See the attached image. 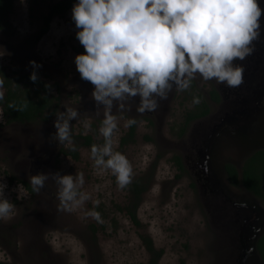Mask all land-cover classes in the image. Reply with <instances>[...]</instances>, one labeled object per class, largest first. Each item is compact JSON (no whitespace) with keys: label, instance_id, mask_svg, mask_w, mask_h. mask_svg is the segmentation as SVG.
I'll return each instance as SVG.
<instances>
[{"label":"rangeland","instance_id":"rangeland-1","mask_svg":"<svg viewBox=\"0 0 264 264\" xmlns=\"http://www.w3.org/2000/svg\"><path fill=\"white\" fill-rule=\"evenodd\" d=\"M56 1L26 0L25 6L15 0L11 27L0 32V68L18 77L31 73L29 61H37L42 65L39 76L51 84H59V89H53V94L60 98L56 113L67 107L76 108L80 113L70 122L73 145V137L80 133L93 134L95 143L102 144L99 127L103 117L96 114L97 105L91 95L94 86L80 78L74 63L78 53L75 47L82 45L75 36L71 9L64 17L56 16L48 32L34 42L44 16ZM259 3L264 8V0ZM261 25L264 29V15ZM253 43L254 52L247 59L237 61L243 66L244 82L249 83L256 77L261 83L252 87L253 95L233 100L228 109L220 104L213 111L220 119L194 122L183 137L177 132L185 112L192 107V101L187 99L193 91L191 87L185 91L173 90L168 99L159 101L154 112L138 113L135 104L139 97L135 98L131 111L116 112L113 108L119 124L114 134L118 140L116 150L132 164V181L143 177L149 182L138 208L140 226L133 223L126 210L118 208L131 202L129 187L119 188L109 172L96 173L90 146L79 147L80 155L76 159L62 152L71 145L52 139L56 113L44 122L9 123L0 104V179L7 184L6 197L15 205L13 214L0 220V264H149L150 253L143 234L150 235L156 247L164 250L160 264H238L239 257L249 253L248 236L254 229L253 224L248 222L245 232L242 224L228 225V216H221L225 213L221 200L212 195L222 193L238 204H251L248 201L254 199L245 188L231 187L224 175L217 177L221 172L217 167L219 158L225 152L227 137L224 135L230 137V148L226 147V151L235 153L234 161L240 167L254 148L249 150L235 144L231 131L252 125L263 117L264 108L258 99L264 95V72L258 75L254 72L264 68V31ZM195 81L197 89L204 94L218 84L200 78ZM221 85L228 91L238 90L218 84ZM3 92L0 87V95ZM130 118L137 121L135 136L122 143L130 129L125 127V122ZM85 122L90 127L85 128ZM259 132L264 134L261 129L252 135L246 133L252 137ZM177 155L183 161L184 170L176 165ZM57 171L73 175L82 172L85 181L82 190L91 193L92 199L75 211H59L57 186L51 179L39 193L30 191L23 183H29L30 175ZM18 183L29 193L23 199H17V192L13 190ZM211 183L225 188H212ZM93 200H99V205L95 206ZM93 208L100 213L102 222L85 214ZM234 209L230 217H242L243 213L237 215Z\"/></svg>","mask_w":264,"mask_h":264},{"label":"clouds","instance_id":"clouds-1","mask_svg":"<svg viewBox=\"0 0 264 264\" xmlns=\"http://www.w3.org/2000/svg\"><path fill=\"white\" fill-rule=\"evenodd\" d=\"M20 3L26 6V0ZM262 15L259 0H75L71 20L84 51L74 56V63L80 78L94 86L91 95L96 114L103 117L99 133L104 142L90 147L96 173L109 172L121 189L133 178L132 164L116 150L114 134L119 124L114 107L116 112L131 111L139 97L136 111L154 112L159 101L168 99L173 90H188L197 78L239 86L244 69L237 61L254 52L253 42L264 31ZM29 63L33 69L29 78L35 83L42 65L35 60ZM45 87L51 90V85ZM193 103L199 104L200 98L194 97ZM79 115L72 107L56 113L52 139L75 150L70 122ZM136 122L130 118L125 127ZM49 179L57 186L59 211H75L92 199L91 193L82 190V172L30 175L32 191L39 193ZM6 187L0 179V220L9 218L15 209L5 195ZM13 190L17 199L29 194L20 183ZM99 203L93 200L95 206ZM85 214L102 222L95 208Z\"/></svg>","mask_w":264,"mask_h":264},{"label":"trees","instance_id":"trees-1","mask_svg":"<svg viewBox=\"0 0 264 264\" xmlns=\"http://www.w3.org/2000/svg\"><path fill=\"white\" fill-rule=\"evenodd\" d=\"M33 2L37 0H32ZM75 0H58L52 3L48 13L44 16L43 26L35 34L34 42L37 43L42 36L48 32L52 20L56 17H64L72 8ZM15 0H0V32H6L11 27L10 16L14 9ZM80 53L84 49L82 46L75 47ZM30 73L22 74L18 77H12L3 68H0V87L4 92L0 95V104L3 107L4 115L7 122L34 123L49 120L57 111L59 106V96L53 94V89H59V84H51L45 79L39 78L35 83L29 78ZM51 85V90L45 85ZM191 94L187 99L192 101V107L188 108L184 115V120L179 125V136H183L188 130L191 122L195 119L207 115L210 106L206 100L205 94L197 89L196 81L191 85ZM214 98H218L219 94L214 87L211 90ZM199 97L200 103L194 104L193 98ZM136 132V123L130 126L127 136L122 138V143L133 140ZM74 149L71 146L68 149H62L64 154L72 155L79 158V147L90 146L95 143L93 134H78L73 137ZM96 144V143H95ZM176 165L180 170H184V164L180 156H175ZM227 174L230 181L239 186L241 183L256 197L264 203V149L255 151L242 166V173L234 164L226 166ZM27 188L32 191L31 185L23 181ZM131 192V202L125 207L118 206L123 211L126 210L135 225L140 226L141 222L138 217V208L141 204L142 195L148 190L149 182L144 178H135L129 185ZM33 192V191H32ZM146 249L150 253L149 264H160V260L164 255V250L157 248L153 238L148 234L142 235ZM258 250L264 259V235L260 238Z\"/></svg>","mask_w":264,"mask_h":264},{"label":"flooded vegetation","instance_id":"flooded-vegetation-1","mask_svg":"<svg viewBox=\"0 0 264 264\" xmlns=\"http://www.w3.org/2000/svg\"><path fill=\"white\" fill-rule=\"evenodd\" d=\"M260 71L261 72H264V68H262L261 70L260 69H256L255 72H254V75H258V73H260ZM243 78H244V76H243ZM255 79H256V77L250 79V82L249 83L244 82V79H243L242 83L239 86H236L238 88V90L235 91V92L228 91L226 88L223 87V85L218 86V84H216L217 87L215 86V88H216V90H217V92L219 94V97L218 98H214L213 95L211 94V91L210 92H206L205 93V97H206V100H207V102H208V104L210 106V111H209V113L207 115H205V116H203L201 118H198V119H195L194 121H192L191 122V125H192V123L197 122L199 120H207V119H209L208 121L210 122L214 118L220 119V117L216 116L215 112H213L215 107H217L220 104H222V106L225 107V109H228V108H230V105L234 102L233 100H235V99L236 100H242L244 97H251L253 95L252 94V91H253L252 87L254 85H260L261 84L260 81H259V79H257V80H255ZM258 103H259V105L262 108H264V95H262V96L259 97ZM222 106L220 107L221 109H222ZM261 114L263 115V117H260V118L256 119L252 123V125L251 124H248L246 128L242 126L243 129H244V131H246L250 135H252V134L260 131V129L262 127H264V110H262ZM191 125L189 126V128L191 127ZM189 128H188V130H189ZM236 130L237 129H235L234 131H231L233 133V136L232 137H233V140H234L235 144L236 143H239L240 144L242 142V140L237 136V134H236L237 131ZM187 131L185 132V134L183 136L186 135ZM213 131H214V129L212 130V133H213ZM178 132H179V130H178ZM223 132L226 133L225 130H223ZM224 136L227 137V139L224 141V145H226L224 147L225 152L223 151L222 153L224 154V156L221 157V158H219V165L217 166L218 167V171H221L222 176L224 175L227 178V180H228V182H229V184H230L231 187H233V188H245L251 195L255 196L252 192H250L243 185V183H241L239 186H236V185H234L230 181V179L228 177V174H227L226 166L228 164H234L239 169V172L242 173V166H243V163L245 162V160L248 159L255 151L259 150L260 148H254V150H252L249 153H247V156H246L245 160L242 162V164L239 167L238 164L235 162L236 161V158L234 157V154L235 153H233L230 150L226 151V147H229L230 146V145H228L230 143V141L228 140V138L230 139V137H228V135H224ZM246 143H248V142H246ZM214 152H215V150H214ZM207 161H208V158H207ZM207 161H206V164H207ZM207 167H208V165H207ZM209 175L211 177V172L210 171H209ZM207 176H208V174H207ZM212 188H225V187H223L222 185H218L216 183L214 186L212 184ZM212 197H215L214 199L221 200L222 205H223V209L225 210V212H228V214H230V213L233 212V209L235 208V204L236 203L231 198L225 196L222 193H215V194L212 195ZM256 198H258V197H256ZM259 200L264 205L263 201L261 199H259ZM258 244H259V241H258ZM258 244H257V246H258Z\"/></svg>","mask_w":264,"mask_h":264},{"label":"water","instance_id":"water-1","mask_svg":"<svg viewBox=\"0 0 264 264\" xmlns=\"http://www.w3.org/2000/svg\"><path fill=\"white\" fill-rule=\"evenodd\" d=\"M242 126L245 128L247 127V125ZM243 127L237 129L236 132L237 136L242 140V142L240 143L241 146H245L248 149L250 147L251 149H264V134H261V132H259L256 135L250 137L244 131ZM261 131L264 132V127L261 128ZM219 176L221 177V172L217 174L218 178ZM253 198V201H248L251 204H244V202H239V204H235L236 207L234 211L236 210L237 215L243 213L242 217H234L233 219V217H230V214L226 212L221 215L228 216V225H230L231 223H236L238 227L240 224L244 225L243 232H245V226L248 224V222H251L253 224L254 229L252 230V233H250V235L248 236L251 242V244L247 246V249H249V253L245 256L241 255V257H239L238 259V264H264V259L262 258L257 246L260 237L264 234V205H262L260 200L255 196H253ZM251 210H253L254 212H251ZM246 216L247 218L244 221V217Z\"/></svg>","mask_w":264,"mask_h":264}]
</instances>
